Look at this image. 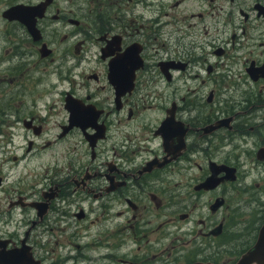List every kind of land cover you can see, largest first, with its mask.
Wrapping results in <instances>:
<instances>
[{
    "label": "flooded vegetation",
    "instance_id": "obj_1",
    "mask_svg": "<svg viewBox=\"0 0 264 264\" xmlns=\"http://www.w3.org/2000/svg\"><path fill=\"white\" fill-rule=\"evenodd\" d=\"M263 227L264 0H0V264H237Z\"/></svg>",
    "mask_w": 264,
    "mask_h": 264
},
{
    "label": "rangeland",
    "instance_id": "obj_2",
    "mask_svg": "<svg viewBox=\"0 0 264 264\" xmlns=\"http://www.w3.org/2000/svg\"><path fill=\"white\" fill-rule=\"evenodd\" d=\"M185 78L180 76L179 78H175L173 81L171 82H166L159 90L158 92L160 91H164V93L166 94V101H168L171 97L170 94L168 93H171V91L173 90V88L179 86L181 87V91L183 90L182 87H184L186 84H189L191 86H200V88L203 90L204 89V85H201L199 83V79H194V78H188L187 79V82L185 83ZM222 85V80H221V77H215V78H212V79H208V87L209 86H216L217 88L221 87ZM200 89V90H201ZM168 94V95H167ZM161 101V98L160 97H156L154 99V106L152 107V109L149 111L150 115L154 118L156 115H157V112H158V105L157 103H159Z\"/></svg>",
    "mask_w": 264,
    "mask_h": 264
},
{
    "label": "water",
    "instance_id": "obj_3",
    "mask_svg": "<svg viewBox=\"0 0 264 264\" xmlns=\"http://www.w3.org/2000/svg\"><path fill=\"white\" fill-rule=\"evenodd\" d=\"M17 8L18 10L26 13H30L32 11L29 7L18 6ZM13 12H15V10L13 8H10L4 12V15L13 17L14 16ZM262 239H264V227L260 232V237L257 240L254 248L249 250L247 254L243 255L241 259L237 262V264H243L244 262H248L247 258H249L250 261H256V264H264V248L262 247L261 244ZM208 264H212V263L208 262Z\"/></svg>",
    "mask_w": 264,
    "mask_h": 264
}]
</instances>
